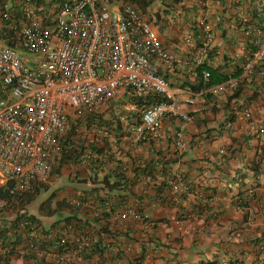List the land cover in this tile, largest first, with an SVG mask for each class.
Returning a JSON list of instances; mask_svg holds the SVG:
<instances>
[{
	"label": "crops",
	"instance_id": "0c3cea01",
	"mask_svg": "<svg viewBox=\"0 0 264 264\" xmlns=\"http://www.w3.org/2000/svg\"><path fill=\"white\" fill-rule=\"evenodd\" d=\"M260 6L264 0H152L140 9L174 58L166 78L196 93L198 103L183 107L192 119L168 118L138 140L129 127L140 122L142 100L130 90L98 112L72 116L52 180L69 182L56 201L42 202L51 215L39 207L50 217L60 206L61 218L47 226L29 210L51 184L24 204L46 231L38 237L43 249L56 250L61 231L82 236L84 247L73 249L80 264H264V82L217 95L191 60L205 40L204 21L212 33L204 63L238 74L253 49L245 30L264 26ZM130 207L149 218L123 217ZM20 249L10 264H58Z\"/></svg>",
	"mask_w": 264,
	"mask_h": 264
},
{
	"label": "built area",
	"instance_id": "2783aa9c",
	"mask_svg": "<svg viewBox=\"0 0 264 264\" xmlns=\"http://www.w3.org/2000/svg\"><path fill=\"white\" fill-rule=\"evenodd\" d=\"M38 1L0 0V25L7 33L0 47V253L11 256L23 247L25 257L39 251L58 264H80L73 249L84 247L82 236L60 231L56 250L43 249L38 237L46 231L41 232L23 204L28 194L52 181L71 117L98 112L130 90L145 103L140 122L129 129L146 140L165 119L190 121L183 107L198 102L191 88H175L161 73L174 68V58L152 21L130 1ZM200 25L205 40L191 57L197 65L206 59L212 41L210 26ZM245 34L253 50L238 74L213 87L217 95L234 93L244 82H264V26L249 27ZM209 77L205 71L204 78ZM178 139L182 146V137ZM127 216L149 218L131 207L123 213ZM21 236L25 243L17 247Z\"/></svg>",
	"mask_w": 264,
	"mask_h": 264
},
{
	"label": "trees",
	"instance_id": "16d2710c",
	"mask_svg": "<svg viewBox=\"0 0 264 264\" xmlns=\"http://www.w3.org/2000/svg\"><path fill=\"white\" fill-rule=\"evenodd\" d=\"M38 1V0H37ZM39 1H41V0H39ZM38 1V2H39ZM128 1H130L132 4H136L138 7V9L140 10V9H145L148 5H150L151 3H152V0H128ZM264 10H263V8L260 6V8H259V12H263ZM0 24H1V22H0ZM6 35H7V33H6V31H5V33L4 32H1V34H0V39H3V38H5L6 37ZM253 50V49H252ZM211 54H210V51L208 50L207 51V53H206V58H208L209 56H210ZM198 66H200V68H199V74L201 75V80H200V82L204 85V87H209V86H215V85H217V84H219V83H221V82H224L227 78H228V74L226 73V72H224V71H222V69L221 68H219V67H217V68H213V67H211V66H208L207 65V62L206 63H202V64H199ZM174 71V68L173 69H167V68H163V69H161V73L163 74V75H165V77H166V74L164 73V71ZM241 70V69H240ZM205 71H209L210 72V77H209V79L208 80H206L205 78H204V72ZM239 73V72H238ZM254 80H252V81H250V82H244V83H242L241 84V86L239 87V89H237V90H235V92L233 93V94H235V95H237L239 92L238 91H240L242 88H244L246 85H248V84H251L252 82H253ZM136 99L138 100V101H140V100H142V103H141V105H143L144 103H145V100L143 99V98H139V97H136ZM148 103H150L151 102V100L150 101H147ZM166 120V119H165ZM66 138H67V133L60 139V145H61V147H60V151H59V153H58V155H57V157L59 158L60 156H61V154L63 153V151H64V149H65V147H64V145H65V142H66ZM57 157H56V160H55V164H54V169H53V175H52V179H53V177H54V174H55V171H57V167H58V162H59V159H58V161H57ZM48 184H46V185H43V186H40V187H37L35 190H34V192H32V193H30L31 195H33L34 193H36V192H38L41 188H43V187H45V186H47ZM30 194H28L27 196H26V198H25V200H24V202H23V204H25L27 201H30L31 199L30 198H28L29 196H31ZM46 206H48V204H42V208L43 209H47L48 210V215H51L50 213H51V207H46ZM61 207L59 206V209H60ZM59 209H57L58 211H59ZM57 211V212H58ZM3 236H5V237H7V235H6V231H4V233H3ZM30 257H32V256H27V258L29 259ZM10 256H6V255H3L2 253H0V264H10ZM30 263V262H29Z\"/></svg>",
	"mask_w": 264,
	"mask_h": 264
},
{
	"label": "rangeland",
	"instance_id": "374dc122",
	"mask_svg": "<svg viewBox=\"0 0 264 264\" xmlns=\"http://www.w3.org/2000/svg\"><path fill=\"white\" fill-rule=\"evenodd\" d=\"M3 30V27L0 25V34ZM5 44V42L3 40L0 39V47L3 46ZM53 180V179H52ZM51 181L49 184H51L49 186L48 190H41V194L37 196V198L34 199V201L29 205V210L30 212H32L33 214L41 217L42 219H44V223L48 226L49 223H51L52 221L61 218V215L59 214V212H57L55 210V212L52 214V216H43L41 215L40 211H39V207L42 204V202L45 201H50V200H54L56 201L57 198L55 196H53V194L55 193V191L58 190L59 186L63 185H67L69 181L63 179L60 182H53Z\"/></svg>",
	"mask_w": 264,
	"mask_h": 264
}]
</instances>
